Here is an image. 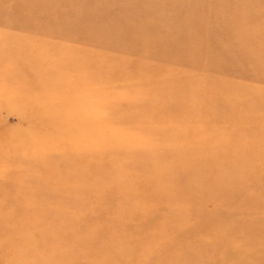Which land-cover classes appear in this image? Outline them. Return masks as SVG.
<instances>
[{"label":"rangeland","instance_id":"obj_1","mask_svg":"<svg viewBox=\"0 0 264 264\" xmlns=\"http://www.w3.org/2000/svg\"><path fill=\"white\" fill-rule=\"evenodd\" d=\"M263 252L264 0H0V264Z\"/></svg>","mask_w":264,"mask_h":264},{"label":"bare ground","instance_id":"obj_2","mask_svg":"<svg viewBox=\"0 0 264 264\" xmlns=\"http://www.w3.org/2000/svg\"><path fill=\"white\" fill-rule=\"evenodd\" d=\"M249 233H250V235L252 236V237H256V236H262L263 235V233L261 234H259L257 231H255V230H253V229H250L249 230ZM262 255H264V252L261 254V253H258L256 256L258 257V258H260V256H262ZM255 256V257H256Z\"/></svg>","mask_w":264,"mask_h":264}]
</instances>
